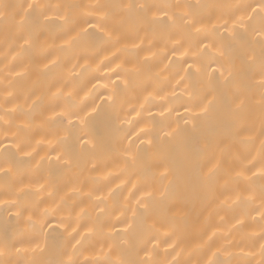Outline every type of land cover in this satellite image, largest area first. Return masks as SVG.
Listing matches in <instances>:
<instances>
[{
	"label": "bare ground",
	"instance_id": "1",
	"mask_svg": "<svg viewBox=\"0 0 264 264\" xmlns=\"http://www.w3.org/2000/svg\"><path fill=\"white\" fill-rule=\"evenodd\" d=\"M0 12V264H264V0Z\"/></svg>",
	"mask_w": 264,
	"mask_h": 264
},
{
	"label": "snow or ice",
	"instance_id": "2",
	"mask_svg": "<svg viewBox=\"0 0 264 264\" xmlns=\"http://www.w3.org/2000/svg\"><path fill=\"white\" fill-rule=\"evenodd\" d=\"M28 7L29 8H33V7H35V5L29 4ZM140 7H143V5H140ZM3 8L7 9L8 5H3ZM2 15H3V13L0 12V16H2ZM188 22L189 23H193V26H195L194 22H192V21H188ZM20 23L23 24L24 23V19H21ZM197 31H199V29H197ZM261 35H264V27H262V29H261ZM30 41H31V37L30 36L24 38V43L25 44H30ZM262 44H264V41H262ZM254 59H255L254 56L248 57L249 61H252ZM221 75L223 76V72L221 73ZM229 75H231V73H229ZM225 82H227V78H225ZM260 84H261V87L264 88V49H262ZM214 99H215V97H213V100ZM213 100H209L208 101L209 106L213 103ZM243 103H244L243 100H241L240 104L236 105V107L239 109L243 105ZM260 105H261V115H262V118H264V94L261 95ZM204 111L207 112L208 111V107H205ZM262 249H264V245H262ZM2 254L3 253L0 252V255H2Z\"/></svg>",
	"mask_w": 264,
	"mask_h": 264
}]
</instances>
